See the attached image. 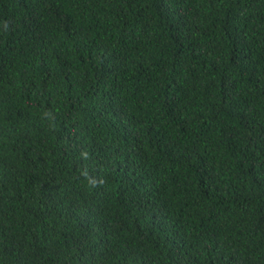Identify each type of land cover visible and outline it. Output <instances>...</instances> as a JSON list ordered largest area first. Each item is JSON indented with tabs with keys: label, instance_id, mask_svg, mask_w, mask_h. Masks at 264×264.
<instances>
[{
	"label": "trees",
	"instance_id": "trees-1",
	"mask_svg": "<svg viewBox=\"0 0 264 264\" xmlns=\"http://www.w3.org/2000/svg\"><path fill=\"white\" fill-rule=\"evenodd\" d=\"M0 264H264V0H0Z\"/></svg>",
	"mask_w": 264,
	"mask_h": 264
},
{
	"label": "clouds",
	"instance_id": "clouds-1",
	"mask_svg": "<svg viewBox=\"0 0 264 264\" xmlns=\"http://www.w3.org/2000/svg\"><path fill=\"white\" fill-rule=\"evenodd\" d=\"M45 116H48L50 119H54L50 112H45ZM80 156L82 159L87 160L89 158V153L87 151H82ZM79 175L80 177H83L84 181H86V185L89 188H96L104 184V179L102 177L92 176L87 168L82 169Z\"/></svg>",
	"mask_w": 264,
	"mask_h": 264
}]
</instances>
